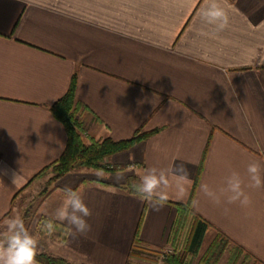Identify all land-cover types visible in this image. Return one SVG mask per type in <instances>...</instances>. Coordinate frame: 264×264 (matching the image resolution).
I'll list each match as a JSON object with an SVG mask.
<instances>
[{
  "label": "crops",
  "instance_id": "crops-1",
  "mask_svg": "<svg viewBox=\"0 0 264 264\" xmlns=\"http://www.w3.org/2000/svg\"><path fill=\"white\" fill-rule=\"evenodd\" d=\"M217 3L223 28L204 20L207 0H0V225L22 218L34 177L64 153L66 130L51 108L75 77L86 144L154 134L107 159L122 172L76 171L55 183L39 215L54 218L70 187L91 210V230L44 242L40 253L72 264H163L177 205H191L211 225L201 249L221 232L249 264H264V187H245L247 207L221 191L232 172L247 185L251 161L264 179V0ZM179 165L188 171L183 200L175 196ZM149 168L165 170L172 184L159 211L161 202L121 189Z\"/></svg>",
  "mask_w": 264,
  "mask_h": 264
},
{
  "label": "clouds",
  "instance_id": "clouds-1",
  "mask_svg": "<svg viewBox=\"0 0 264 264\" xmlns=\"http://www.w3.org/2000/svg\"><path fill=\"white\" fill-rule=\"evenodd\" d=\"M204 20L209 24H216L223 28L227 24V17L217 0H207L206 9L203 12ZM262 166L257 161H251L246 167L248 183L245 185L238 172H232L226 178L225 188L221 191L227 195V203H239L242 207L251 204L250 197L245 192V187L259 189L264 187V179L261 177ZM177 176L175 183V196L178 200H183L188 196L186 183L188 182V171L183 165L177 166L173 172ZM113 179L117 182L123 179L121 174H117ZM17 175L14 174L12 183L15 184ZM172 187L169 174L165 170L149 168L140 177L139 184L135 185V190L141 199L161 202L155 206L159 211L163 202L168 199V190ZM202 191L207 196H214V193L205 184ZM66 197L54 215V218L41 221V231L52 234L57 228L63 227L71 237L84 235L91 230V225L87 222V217L92 215L91 210L85 204L82 196L77 191L68 187L65 188ZM219 203V200H216ZM4 229V240L0 243V264H37L36 256L39 246L38 239L31 234L25 226L23 219L19 216L9 217L3 220L0 225Z\"/></svg>",
  "mask_w": 264,
  "mask_h": 264
},
{
  "label": "trees",
  "instance_id": "trees-1",
  "mask_svg": "<svg viewBox=\"0 0 264 264\" xmlns=\"http://www.w3.org/2000/svg\"><path fill=\"white\" fill-rule=\"evenodd\" d=\"M75 90L76 78L74 77L67 94L51 108L53 116L63 124L66 130L67 145L65 151L57 161L45 167L33 180L50 169H53L55 180H59L67 174L81 169L104 171L106 167L103 164L107 158L128 151L141 140L154 134L153 132L149 134L137 133L132 139L127 141L114 142L107 139L102 142L93 141L90 144H86L82 137L83 127L76 120V113L79 105L76 102ZM110 172L113 173L115 170ZM139 182L140 180L138 178H131L121 189L131 194L139 195L135 190V185L139 184ZM146 210L145 206L139 221L135 239L137 242L138 233L144 220ZM177 212L172 247L174 252L179 250L184 237L183 234L189 225L190 233L186 240L185 254L182 256H178V254L167 255L163 260V264H190V260L199 254L205 233L211 228L209 223L191 209V205H177ZM56 230L59 232V241L63 243L68 235L67 232L63 227L57 228ZM226 251L230 253L228 264H238L239 262L246 263L252 260L251 255L242 247L233 244L229 238L219 232L216 239L206 251L202 261L205 264H210L212 261L216 260V258L221 257ZM36 260L39 264H72L63 258H57L47 254L37 253Z\"/></svg>",
  "mask_w": 264,
  "mask_h": 264
},
{
  "label": "rangeland",
  "instance_id": "rangeland-1",
  "mask_svg": "<svg viewBox=\"0 0 264 264\" xmlns=\"http://www.w3.org/2000/svg\"><path fill=\"white\" fill-rule=\"evenodd\" d=\"M77 113H76V120L79 122V120L77 119ZM111 157H113V156H111ZM107 159L104 161V164H103L106 167V170H104V171L94 170V169H81V170H77V171H84V172L89 173L90 175L96 176V177H105L107 174H116L118 172H122L125 170V167H117V166H113L111 164H107ZM112 170H115V172L111 173L110 171H112ZM74 172H76V171H74ZM57 181L58 180H55V174L53 172V169H50V170H47L46 172H44L41 176H39L37 179H35V182L33 184L34 185L33 186V193L30 194V195H32V198H31V196L29 198H27L24 205H23L24 206L23 208H25V209L22 211V215H23L22 219H23L25 226L28 229V231L31 234H33L39 241V246L37 249L38 254H45V253L39 252V250L41 248H43L44 245H42V244L44 242L45 243L51 242L53 239H55L56 241L61 243L59 241L58 230L54 231L52 234H47V233L41 231V227H40L41 221H43L47 218L39 215V213H38L39 205L41 204V202H43L44 198L50 192H52L54 185ZM189 233H190V227L188 225L187 229L185 230V232L183 234L184 237L182 239L181 247L179 248V250L177 252H174L173 247H172L171 253L170 252L166 253V254L164 253V255L167 256V255L178 254V256H182L183 254H185L186 240L188 238ZM208 248L200 249L199 254L190 260V264H205L202 260L205 256ZM229 257H230V253H229V251H226L221 257L216 258V260L212 261L210 264H228ZM153 261L154 260H150V261H148V263H140L138 261H135L134 264H154ZM157 264H159V263H157ZM238 264H249V262H246V263L239 262Z\"/></svg>",
  "mask_w": 264,
  "mask_h": 264
}]
</instances>
